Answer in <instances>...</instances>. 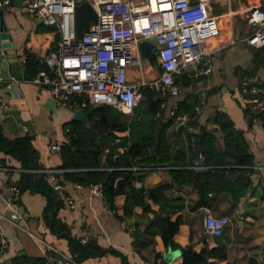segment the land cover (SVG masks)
<instances>
[{"label":"crops","instance_id":"obj_1","mask_svg":"<svg viewBox=\"0 0 264 264\" xmlns=\"http://www.w3.org/2000/svg\"><path fill=\"white\" fill-rule=\"evenodd\" d=\"M253 6L264 10V0H216L211 4V11L220 15L219 35L204 44L212 50L211 72L202 76L185 73L191 80L184 85L181 80L177 97L160 96L165 105L164 116L170 118L173 102L194 103L198 94L205 92L200 114L191 123H183L185 128L179 134L173 130L181 124L171 118L173 124L168 132L176 149L181 147L182 140L187 141L186 132L208 135L199 139L200 150L189 153L187 165L131 168L143 175L142 180L133 182L135 189L163 185L161 192L168 201L145 198L150 210L135 203L130 212L124 210L125 194L116 195L109 208L103 195L93 194L89 185L78 186L64 177L66 170L61 168L60 151L50 152L47 146L51 140L62 144L67 141L65 124L73 119L74 111L57 107L48 88L28 81L35 75L36 62L42 54L37 47L40 34L45 32L42 23L22 9H4L12 46L6 53L0 52V97L10 104L11 110L5 114L0 108V133L8 139L28 135L20 129L21 122L27 123L32 130L28 136L35 162L26 169L20 160L0 148V166L11 168L0 170V211L5 210L11 196L8 186L17 185L22 174L31 169L60 170L63 187L54 191L50 199L29 189L20 192L18 210L23 220L19 226L0 221L8 242L0 264H44L42 258L54 254L53 249L73 256L80 264H179L181 255L171 263L165 261L163 254L168 247L157 232H145L155 213L164 216L171 211H177L172 218H179L174 236L179 247L200 251L219 246L226 252L227 261L247 264L255 258L264 264V115L253 120L240 103L244 76L257 74L264 79V45L253 47L245 41L254 30L248 21ZM143 66L149 76L156 74L149 62H143ZM11 76L19 79L15 91L4 86L3 80ZM218 112L228 116L237 133L228 145L225 131L215 120ZM153 117L157 118L155 114ZM116 134L126 135L127 131ZM186 143L193 145L192 140ZM238 151L252 155L253 165L238 164L230 154ZM68 199L75 201L74 208L69 207ZM206 211L230 218L221 235L204 232ZM83 236L87 238L85 243L79 240Z\"/></svg>","mask_w":264,"mask_h":264},{"label":"built area","instance_id":"obj_2","mask_svg":"<svg viewBox=\"0 0 264 264\" xmlns=\"http://www.w3.org/2000/svg\"><path fill=\"white\" fill-rule=\"evenodd\" d=\"M216 0H23L25 12L34 15L52 33H41L37 47L42 52L35 75L28 81L49 89L57 107L71 111L89 105L111 104L124 113H131L143 100L144 91L177 97L180 94L181 75L202 76L211 72L212 50L205 42L219 35V16L211 11ZM88 2L96 12L80 35H76V7ZM0 8L16 9L15 0H0ZM248 21L253 32L245 38L253 47L264 45V10L260 6L249 9ZM155 38L153 50L157 70L149 76L143 66L140 42ZM31 51V48L29 49ZM156 61V62H155ZM130 74L131 77H130ZM5 88L17 89L19 79L11 76ZM206 97L200 92L192 111L178 113V103L173 102L169 116L174 123H187L201 112ZM240 103L253 120L264 115V79L257 74L241 80ZM0 108L7 114L10 104L0 97ZM164 109V103L160 104ZM155 113V117L160 115ZM20 129L30 135L32 130L21 122ZM190 131V129H189ZM63 144L51 140L47 149L59 152ZM0 170L11 168L0 166ZM43 176L54 191L63 187L60 170L51 168L31 169ZM80 186L79 184H77ZM93 194L103 195L100 182L89 185ZM11 196L5 210L0 211V221L7 220L15 226L23 220L18 210L20 189L8 186ZM69 207L76 206L68 199ZM230 218L206 211L204 232L210 236L221 235ZM82 243L87 241L80 237ZM8 246L0 229V256ZM54 254L44 255V264H80L73 256L53 249Z\"/></svg>","mask_w":264,"mask_h":264},{"label":"trees","instance_id":"obj_3","mask_svg":"<svg viewBox=\"0 0 264 264\" xmlns=\"http://www.w3.org/2000/svg\"><path fill=\"white\" fill-rule=\"evenodd\" d=\"M38 65V61L36 62ZM37 70V67H36ZM183 85L188 84L191 78L181 75L179 77ZM145 100L133 110L130 115L118 110L111 104H99L89 114V124L86 125L71 119L66 122L67 141L63 144L60 155L62 158L61 168L65 169L64 177L78 184L88 186L100 182L103 186V197L109 208L113 206L114 197L125 194L124 210L130 212L135 203H141L144 210H150V206L144 201L150 198L155 202L168 201L162 195L163 185H157L148 189H135L134 181L142 180L143 175L136 174L131 168H153L156 166L187 165L189 153L200 150L199 139L208 134L202 132L195 134L194 131L186 132L187 141L193 145H187L182 140L180 148H175L171 141L169 129L172 119L166 118L164 109L160 108L161 94L154 91H144ZM195 102H178V112L192 111ZM160 111L159 117L153 115ZM143 114L142 118L138 115ZM215 120L219 122L225 131L226 144L230 138L236 137L237 133L227 115L216 113ZM191 123V122H189ZM185 127L179 126L174 129V134H179ZM193 128V127H192ZM126 135H117L116 132H125ZM123 148L121 151L120 148ZM0 148L11 153L21 161L22 166L29 169L33 164V149L31 137L23 135L16 139H8L0 133ZM228 153V149L225 154ZM238 164L253 165V157L246 151L230 153ZM35 162V161H34ZM154 164V166H152ZM174 173L178 170H173ZM176 178V175L174 176ZM20 192L29 189L44 194L50 199L54 190L43 176H37L33 172H25L17 182ZM177 211H171L167 215L155 213L154 217L147 222L145 232H157L165 247L178 248L174 241L179 226V218H172ZM160 256L159 253H157ZM207 258H214L209 261ZM238 264L227 261V254L223 248L204 247L200 251H194L191 247L180 256L179 264ZM42 262L44 259L42 258ZM247 264H259L255 258L249 259Z\"/></svg>","mask_w":264,"mask_h":264},{"label":"water","instance_id":"obj_4","mask_svg":"<svg viewBox=\"0 0 264 264\" xmlns=\"http://www.w3.org/2000/svg\"><path fill=\"white\" fill-rule=\"evenodd\" d=\"M15 6L19 9L23 7V0H15ZM76 35L79 36L81 31L88 26L90 20L96 19V12L88 2H83L76 7ZM12 37L8 32L7 25L4 19V9L0 8V52L6 53V49L12 46ZM155 38H150L140 42V50L143 58H147L151 63H154L155 52L153 46ZM96 105L77 109L73 112V119L86 125L89 124V114L95 109ZM183 124L182 122L180 123ZM186 247L172 249L169 245L167 251L163 254V258L168 263H171L177 256H180Z\"/></svg>","mask_w":264,"mask_h":264},{"label":"rangeland","instance_id":"obj_5","mask_svg":"<svg viewBox=\"0 0 264 264\" xmlns=\"http://www.w3.org/2000/svg\"><path fill=\"white\" fill-rule=\"evenodd\" d=\"M42 27L45 30V33H52V27H47V26H44L43 24H42ZM143 62H144V65H147V63L150 61L147 62L146 59H143ZM125 114L130 115L131 113H125Z\"/></svg>","mask_w":264,"mask_h":264}]
</instances>
